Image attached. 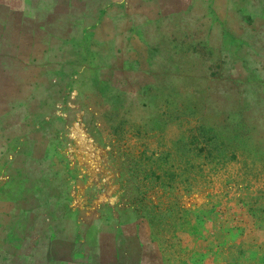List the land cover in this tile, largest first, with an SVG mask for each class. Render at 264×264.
Masks as SVG:
<instances>
[{"label":"rangeland","instance_id":"obj_1","mask_svg":"<svg viewBox=\"0 0 264 264\" xmlns=\"http://www.w3.org/2000/svg\"><path fill=\"white\" fill-rule=\"evenodd\" d=\"M22 173L69 264H264V0H0Z\"/></svg>","mask_w":264,"mask_h":264},{"label":"crops","instance_id":"obj_2","mask_svg":"<svg viewBox=\"0 0 264 264\" xmlns=\"http://www.w3.org/2000/svg\"><path fill=\"white\" fill-rule=\"evenodd\" d=\"M19 175L20 186L12 191L14 195L1 201L8 207L0 209V264H69L71 248L77 249L75 243L70 240L71 248L67 242L65 249L66 238L52 232L40 236L45 216L40 213L38 189L33 190L28 175ZM77 238L80 240V233Z\"/></svg>","mask_w":264,"mask_h":264}]
</instances>
